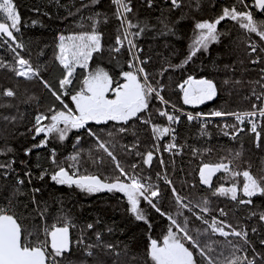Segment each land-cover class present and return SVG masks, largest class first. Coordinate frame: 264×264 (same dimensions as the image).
Segmentation results:
<instances>
[{
    "label": "trees",
    "instance_id": "16d2710c",
    "mask_svg": "<svg viewBox=\"0 0 264 264\" xmlns=\"http://www.w3.org/2000/svg\"><path fill=\"white\" fill-rule=\"evenodd\" d=\"M13 2L21 17V24L20 30L14 31L15 42L6 36L0 37V64L4 65L0 67V93L11 88L16 92V96L0 95V151L5 152L0 155V163H14L11 169H0V205L7 206V198L17 178L24 179L25 184L21 186L24 195L16 197L15 212L25 229V235L28 232L42 233L44 226L57 223L59 218H67L70 225H73L70 227L73 236L72 252L66 255L64 264H152L147 255L150 239L162 242L170 225L167 216L155 212L147 202L142 203L141 208L145 210L151 224L149 228V224L135 219L124 194H88L74 186L57 185L51 181L50 175H46L43 180L38 179L43 170L49 173L55 170L50 159L52 149L56 150L57 160L65 162V167L73 163L68 157L79 152L77 168L80 173L99 175L109 180L118 173L115 163L106 153L96 148L95 139L83 129L69 131L64 141H60L57 134L52 133L48 138L47 147L33 149L30 155H25L26 149L44 139L43 133L33 139L35 133L30 129L33 128L35 117L40 113H47L53 106L61 109L62 105L44 88L39 79L27 80L16 76L12 71L13 67H19L14 59L18 52L28 59L34 68H39L43 80L59 92V80L65 72L56 59L59 37L91 31L93 23L98 20L96 28L103 33L104 50L93 55L88 69L77 67L69 92L74 94L78 91L84 77L98 67L104 68L114 79L122 82L120 73L130 70L127 66L130 59L127 42H124L125 47L121 48L120 53L110 51L117 46V35L123 32L121 21L116 14L117 5L112 0H99L97 4H92L91 0ZM247 2L251 4L252 0ZM234 4L239 10H243L238 0H182L181 6L175 9L172 8L170 0H153L151 8L146 0H131L133 12L128 14V18L134 24H147L148 28L139 38H129L134 40L138 49H142L138 54L141 59L148 61L144 67L149 73V79L158 88L160 85L164 86L161 94L170 102L169 105L203 113L217 110H251L252 104L255 103L253 90L257 94L262 91L255 81L260 79V69L264 68V52L259 53L261 63L250 62L256 58V54L248 55L249 44H264L254 33L249 34L237 22L225 19L217 26L218 32L221 33L220 42L210 44L207 51L201 50L191 61L183 64L199 32L195 29V24L214 21L225 7L231 8ZM252 10L258 20H264V14ZM97 13L100 15L97 16ZM129 31L134 33L137 29L132 28ZM16 43L22 44L23 47L16 48V52H13L12 48H15ZM181 64L182 67H176ZM164 69L167 71H163ZM189 76L213 80L218 88L217 97L201 105H185L179 85ZM225 80L230 83L225 85ZM235 81L241 83L236 84ZM63 100L69 107L74 108L70 95L64 96ZM160 108H164L163 104L153 99L150 104L153 123L167 126L166 119L156 113ZM5 117L16 119L6 120ZM225 124L232 125L233 121L216 120L212 125L203 128L198 125L189 126L186 120H183L176 127L179 153L173 156L163 153L170 136L154 139L151 127L139 120L129 121L127 125L114 121L106 124L90 122L88 127L106 143L116 160L130 174L149 178L152 184L159 186L162 193L159 207L176 218L182 226L187 218L189 234L201 247L209 245L213 249L208 253L210 256L222 259L221 252L224 256H229L231 249L227 241L231 240L242 248L237 255L255 259L256 264H264V244L261 243L264 240V221L259 220V214L264 212V196L253 197L252 204H239L230 197L212 195L219 186L228 187L232 184V177L224 172L212 179L211 188L200 183L199 168L202 164L221 161H233L231 166L237 170L249 169L257 177L264 176V124L259 130V147L254 134L224 135L225 131L234 132L232 128L225 129ZM120 127L128 128V132L119 133ZM202 131L207 134H202ZM110 132L111 136L108 134ZM77 137H80L78 144ZM137 143L138 147L133 148ZM156 147H159V152L155 151ZM8 149L11 151H7ZM147 151L154 152L150 167L143 163V155L136 154ZM236 153H240L238 158H235ZM100 157H103L102 163L99 162ZM161 159L164 161L163 165L160 163ZM133 164L137 165L135 169L131 167ZM4 172L8 175L5 176ZM25 172L32 174L30 184ZM242 179L236 178L238 186L242 185ZM166 180H170L172 184L169 185ZM172 187L176 189V194L183 198L187 208H179L171 191ZM34 188L41 191L33 193ZM33 195L39 204L38 210L32 203ZM239 199L248 198L238 192ZM203 207H207L209 211L203 212ZM178 209L183 215H177ZM220 209H224L227 215L221 216ZM38 211L44 212V219H41ZM197 216L203 219H197ZM213 218L231 224L238 231H247L250 243L244 244L239 237L225 238L218 233L213 234L210 227ZM204 220L208 223H204ZM89 223L94 225L92 229L87 228ZM253 228L256 229L255 232L252 231ZM225 230L230 231L227 228ZM97 233L100 234L99 240ZM81 239L83 243L77 244L76 241ZM109 244L114 245V248L105 247ZM89 245L93 247L89 249ZM186 246L190 244L186 242ZM88 251L93 255L88 256ZM196 259L198 264H205L199 255H196Z\"/></svg>",
    "mask_w": 264,
    "mask_h": 264
},
{
    "label": "snow or ice",
    "instance_id": "6c2138e0",
    "mask_svg": "<svg viewBox=\"0 0 264 264\" xmlns=\"http://www.w3.org/2000/svg\"><path fill=\"white\" fill-rule=\"evenodd\" d=\"M112 2L117 5L116 14L117 18L121 21L123 32L117 35L115 41L117 46L111 48L110 51L120 53L121 48L125 47L124 42L126 41L130 54L127 65L130 70L120 73L122 82L114 79L104 68L98 67L84 77L78 91H75L74 94H70L69 92V89L73 85L74 73L77 67L88 69L93 55L95 53H101L104 50L102 43L103 33L97 31L96 28V24L99 23L98 20L93 23L91 31L81 32L68 37L64 35L59 37V52L56 59L65 70L63 77L59 80V92L53 89L46 80H43L39 68H34L28 59H25L16 52V48L23 47L22 44L16 43L15 48H12V51L16 52L14 59L19 66L12 68L15 75L27 80L39 79L44 88L48 89L62 105L61 109L53 106L48 109L47 113H40L35 117L33 128L30 129V131H34L35 133L33 139L35 140L42 133L44 134V139L34 144L31 148L26 149L25 155H30L33 149L47 147L48 138L52 133H56L58 139L64 141L69 131L83 129L89 136L95 139L96 148L106 153L115 163V170L118 173L111 180L102 178L99 175L80 173L79 168H77L79 152L68 157V160L73 161V163L65 167V162L58 161L56 158V150L52 149L50 159L55 170L51 173L43 170L38 179L43 180L46 175H50L51 181L55 184L68 187L74 186L88 194L104 191L109 193H123L130 205V212L134 215L135 219L149 224V228L151 224L148 222L145 210L141 208V200L146 201L161 216H167L170 225L167 233L163 236L162 242L157 239H150L147 255L152 264H198L196 255L202 257L205 264H256L255 259L237 255L236 253L241 251L242 248L233 244L231 240L227 241L231 249L229 256H224L223 252L220 253L222 259H215L210 256L208 253L213 251V249L209 245L201 247L189 234L187 230V218H185L182 226L176 218H173V216L159 207V198L162 195L159 186L150 183L149 178H142L139 175L130 174L116 160L115 155L106 143L88 125L90 122L106 124L109 121L127 125L129 121L134 119L139 120L142 124L151 127L154 139L170 136L173 142L166 145L164 150L171 152L178 147L175 143L176 130L172 125L180 123V115H186L188 121L232 116L237 123L232 125L225 124L224 128H232L234 132L229 133L225 131L224 135L235 136L243 132L244 128L240 127V125H243L247 121L250 125V131L255 135L257 147H259L261 131H258L259 125L255 118L257 116L264 118V68L260 69L262 73L260 79L255 81L256 84L260 85L262 91L257 94L253 90V95L256 100L261 103L260 105L253 103L251 110L244 112L217 110L209 113H197L194 116L191 113H183L181 110L175 109V106H172L174 112L171 113L165 108L156 110L159 116L166 118L168 125L155 124L150 113L151 101L156 99L163 105H168L170 102L165 100L161 94L164 86L160 85L158 88L150 81L149 73L144 67L148 61L140 58L138 53L142 49H138L134 40L129 38L130 36L139 38L146 31L148 25L144 24L141 26L140 23L134 24L128 18V14L133 12L131 0H112ZM146 2L148 7L151 8L153 6V0H146ZM91 3L97 4L99 0H91ZM170 3L172 8L175 9L181 6L182 0H170ZM238 3L242 6L243 10H239L234 4L231 8L225 7L222 14L214 21H203L195 24V29L199 30V32L193 40L191 51L183 61V64L191 61L201 50L207 51L210 44L220 42L221 33L218 32L217 26L225 19H231L237 22L247 33H254L259 37L261 42H264V20H258L252 10L255 9L260 14H264V0H252L251 4L247 0H238ZM99 15L97 13V16ZM105 22H107L106 19ZM20 24L21 17L16 10L13 0H0V37L6 36L9 40L15 42L16 37L14 31L18 32L20 30ZM132 28H136L137 31L134 33L130 32L129 30ZM169 31L171 30L169 29ZM161 34L163 35L165 33ZM248 47L250 48L249 56L256 54V58L250 62L252 64L261 63L259 53L264 52V44L250 43ZM183 64L177 65L176 67H182ZM0 67H4V65L0 64ZM163 71H167V69ZM161 75H163V72ZM156 83L159 84V81ZM229 83V80L224 81L225 85ZM235 83L240 84L241 81H235ZM179 88L183 92L182 99L185 105H201L207 101H212L218 95L217 84L207 78L195 79L189 76L179 85ZM0 95L15 97L16 92L9 88L5 89ZM68 95H70L74 108L64 103L63 97ZM176 112H180V115L175 114ZM5 119L15 120L16 118L5 117ZM45 121H48V123H45ZM206 127L207 124L205 123L203 128ZM118 132L127 133L128 128L120 127ZM108 134L110 136L112 135L111 132ZM202 134L206 135L207 133L202 131ZM79 141L80 137H77V144ZM135 147H138V143L133 145V148ZM7 151H11V149ZM155 151L159 152V147H156ZM3 154L5 152L0 151V155ZM136 154L143 155V163L149 167L151 166L154 159L153 151H147L143 154L137 152ZM239 156L240 153H236L235 158ZM99 162H103V157L99 158ZM12 163L14 161L0 163V169H11ZM160 163L161 165L164 164L163 159L160 160ZM232 164L233 161H229L228 163L221 161L215 164H202L199 168L200 183L211 188L213 176L218 172H224L232 177V184L228 187L223 185L219 186L212 192V195L230 197L231 200L238 201L239 204H252L253 197L258 195L264 196V176L257 177L249 169L237 170L231 166ZM131 167L135 169L137 165L133 164ZM3 174L5 176L8 175L7 172ZM31 175V172H25L29 184L31 183ZM237 177L243 178L242 185L240 186L236 183ZM166 183L169 185L172 184L170 180H166ZM24 184V179L17 178L14 188L7 198V206L0 205V264H64L66 255L72 251L73 241L70 237V227L73 225H70L67 218H59L57 223L44 226L42 233L28 232L25 235V229L15 212V200L16 197L24 195L21 188ZM32 191L33 193H38L41 189L34 188ZM171 191L179 208H187L188 205L183 203V198L176 194V189L172 187ZM238 192H242L243 196L248 199L238 200ZM32 203L38 210L39 204L36 201L35 195L32 196ZM204 204H207L206 200ZM201 210L203 212L209 211L207 207H203ZM219 212L221 216L227 215L224 209H220ZM38 214L41 219H44L43 211H38ZM177 215H183V213L178 209ZM197 219H203V217L197 216ZM259 220L264 221V212L259 214ZM204 223L207 224L208 221L204 220ZM93 227V224H87L88 229H92ZM210 227L213 234L218 233L225 238L229 236L239 237L243 240L244 244L250 243L247 231H238L231 224H227L224 221H217L216 218H213ZM226 228L230 229V231H226ZM252 231L255 232L256 229L253 228ZM41 234L43 238H41ZM96 236L99 240L100 234L97 233ZM186 242L190 246H186ZM76 243L82 244L83 240L76 241ZM261 243L264 244V240ZM92 247V245L88 246L89 249ZM105 247L112 249L114 245L109 244ZM87 255L91 256L93 253L88 251Z\"/></svg>",
    "mask_w": 264,
    "mask_h": 264
},
{
    "label": "built area",
    "instance_id": "2783aa9c",
    "mask_svg": "<svg viewBox=\"0 0 264 264\" xmlns=\"http://www.w3.org/2000/svg\"><path fill=\"white\" fill-rule=\"evenodd\" d=\"M260 101H258V100H256V98H255V104H257V105H260ZM163 107L166 109V110H168L170 113L171 112H174V109H173V107L171 106V105H163ZM175 109H179V110H181L183 113H191V114H193L194 116L197 114V113H203V112H201V111H197V112H192V111H187V110H182V109H180V108H176L175 107ZM175 114H177V115H180V112H176ZM166 119V118H165ZM229 120V121H233V124H236L237 123V121L235 120V118L234 117H232V116H227V117H214V118H209L208 120H193V121H188L187 120V117H186V115H180V122H182L183 120H186V122H187V124L189 125V126H201V127H203V125L206 123L207 124V126H209V125H212L216 120ZM256 121H257V123H258V125H259V127H258V131L262 128V126H263V124H264V118H260L259 116H257L256 118ZM166 122H167V120H166ZM167 124H168V122H167ZM178 126V124H173L172 125V127L173 128H175V130H176V127ZM240 127H242V128H244V131L243 132H240L238 135H240V134H246V133H248V134H251V135H253V133L250 131V125L247 123V121H245V123L243 124V125H240ZM173 141H172V139H171V137H170V140L168 141V143L166 144V145H168L169 143H172ZM175 143L177 144V141H176V139H175ZM165 145V146H166ZM165 148V147H164ZM164 148H163V153L164 154H166V155H170V156H173L174 154H176V153H179V148L177 147V148H175V149H173L171 152H169V151H165L164 150ZM139 175V174H138ZM140 176V175H139ZM140 177H142V176H140ZM143 178V177H142ZM149 182L150 183H152L151 181H150V179H149Z\"/></svg>",
    "mask_w": 264,
    "mask_h": 264
},
{
    "label": "flooded vegetation",
    "instance_id": "af4514ba",
    "mask_svg": "<svg viewBox=\"0 0 264 264\" xmlns=\"http://www.w3.org/2000/svg\"><path fill=\"white\" fill-rule=\"evenodd\" d=\"M219 176H221V172L216 173L215 176H213V178H215V177H219ZM213 178H212V179H213Z\"/></svg>",
    "mask_w": 264,
    "mask_h": 264
},
{
    "label": "water",
    "instance_id": "95a60500",
    "mask_svg": "<svg viewBox=\"0 0 264 264\" xmlns=\"http://www.w3.org/2000/svg\"><path fill=\"white\" fill-rule=\"evenodd\" d=\"M70 237H71V240H72V229L70 228ZM72 247H73V244H72ZM72 252V251H71ZM71 254V253H70ZM70 254H67V255H70Z\"/></svg>",
    "mask_w": 264,
    "mask_h": 264
},
{
    "label": "rangeland",
    "instance_id": "374dc122",
    "mask_svg": "<svg viewBox=\"0 0 264 264\" xmlns=\"http://www.w3.org/2000/svg\"><path fill=\"white\" fill-rule=\"evenodd\" d=\"M104 192H107V191H104ZM114 193H118V192H114ZM121 194H123V193H121ZM144 202H146V201L141 200V204L144 203Z\"/></svg>",
    "mask_w": 264,
    "mask_h": 264
},
{
    "label": "bare ground",
    "instance_id": "6f19581e",
    "mask_svg": "<svg viewBox=\"0 0 264 264\" xmlns=\"http://www.w3.org/2000/svg\"><path fill=\"white\" fill-rule=\"evenodd\" d=\"M132 39V38H131Z\"/></svg>",
    "mask_w": 264,
    "mask_h": 264
}]
</instances>
